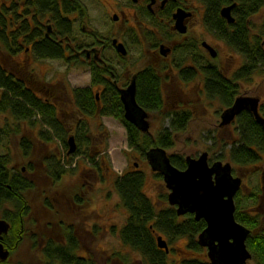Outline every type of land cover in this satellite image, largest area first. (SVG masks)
Instances as JSON below:
<instances>
[{
	"label": "trees",
	"instance_id": "16d2710c",
	"mask_svg": "<svg viewBox=\"0 0 264 264\" xmlns=\"http://www.w3.org/2000/svg\"><path fill=\"white\" fill-rule=\"evenodd\" d=\"M200 1L206 7L205 21L209 29L217 38L241 54L244 62L232 77L227 76L221 66L214 62L201 64L197 70L192 69L191 76H195L200 70L203 74V89L207 96L218 99L225 108L230 107L239 96V82L250 81L256 72H264V20L259 26L251 20L253 15L264 8V0ZM233 3H236L232 10L235 21L229 23L220 11L223 6ZM77 11L80 15L85 13L81 0H9L8 5L1 3L0 114H10L13 121L9 127H0V139L2 136L10 135L11 132L22 133L24 123L33 126L32 129L37 124H41L39 134L48 141L53 138L52 132L57 134L64 129L58 102L38 93V91L46 92L51 89L50 84L42 79L36 84L24 80L8 68L7 59L16 58L21 51L26 52L30 47L37 58L66 59L67 62L73 60L66 56L63 43L55 41V38L57 35L66 37L72 34L74 26L69 14ZM44 20L54 22L55 31L49 36L45 35ZM256 27H259L258 31ZM254 29L256 33L253 32ZM75 60H73L74 65L84 66L82 60L76 57ZM88 65L91 70V84L72 88V103L78 118L76 121L78 136L83 135L87 145L92 143V138L88 136L91 131L82 120L83 117L108 115L115 117L125 126L128 146L138 152L143 162H147L146 153L152 147L159 146L166 150L174 147L175 135L186 131L189 122L193 119L194 114L190 110L168 112L166 117L170 118L169 126L163 127L155 136L152 133H142L124 117V106L115 83V80L119 79L117 72L109 66H99L94 63ZM181 76L185 77V71L181 73ZM164 82V74L152 63L138 71L136 97L139 104L148 112H161L165 107L162 92ZM95 86L103 88L101 92H98L99 100H97ZM260 110L264 114V106L261 105ZM235 122L236 139L229 143L230 148L227 151L225 145L221 149H217L215 143L208 146L212 157L216 160L227 157L237 167L258 163L264 157V131L261 125L249 110L242 111ZM44 125L48 126V129H42ZM33 144L27 135H22L20 146L24 157L32 154ZM87 156L93 162L94 175L103 180L102 162L106 161V156H101L102 158L97 160L92 151L88 152ZM169 156L176 167L180 169L187 167L185 155L172 153ZM11 162L12 158L9 154L0 152V210L6 204L13 206L3 210L2 213V217L11 224L3 241L14 251L23 240L22 226L31 214L26 193L35 188V182L28 172L11 167ZM48 168L49 175L53 178L52 182L57 185L65 169L58 168L53 163H49ZM235 171L236 169L233 168V172ZM149 174L147 169L138 166L124 171L114 180L115 188L127 211L126 221L118 231L123 244L138 252L146 264H211L206 255V249L197 241L199 233L206 227L205 220H197L191 213L179 216L176 207L168 202V192L161 193L159 202H155L145 190ZM151 174L159 179L163 178L161 173L152 172ZM262 195L261 189L244 194L240 189L235 196V217L237 221L250 229L246 243L252 253L251 260L256 264H264V213L252 210L254 208L244 210L241 203L243 199H253L256 202L255 205H260ZM82 201L76 200V204L82 205ZM112 230H116L115 225L112 226ZM65 231L63 228L62 232ZM157 235H162L169 244L180 238L187 239L178 258H170L173 250L166 252L158 246ZM74 238L75 236L70 232L68 233L69 244L55 243L53 239L47 240L46 246L42 249L46 258H40V262L42 264H98L95 258L90 256L84 258L78 254L80 246ZM120 259L122 263L130 264V258ZM7 261L4 263L6 264Z\"/></svg>",
	"mask_w": 264,
	"mask_h": 264
},
{
	"label": "rangeland",
	"instance_id": "374dc122",
	"mask_svg": "<svg viewBox=\"0 0 264 264\" xmlns=\"http://www.w3.org/2000/svg\"><path fill=\"white\" fill-rule=\"evenodd\" d=\"M81 1L88 10V16L86 15L84 19L85 23L80 22L79 19L75 22L73 33L70 35L71 40L67 42L70 46H76V42H79L78 38L90 39L87 32L91 29L97 30L100 37L108 34L109 31L113 32L115 27L110 14L113 10L111 5L116 3L123 4V6L130 4L129 0ZM3 2L9 4V0H0V5ZM251 20L259 26L264 20V8L258 14L253 15ZM49 22L44 20V24ZM120 25L123 27L122 23ZM83 27L86 28L84 31ZM119 28L121 27L119 26ZM197 29V31L191 30L190 36L195 39L199 38V41L207 40L217 49V57L213 58L197 46L193 47L195 43L197 44V41H194V45L188 44L176 49L174 57H176L177 62L182 63L195 55L200 64L218 63L223 72L232 77L233 73L243 64V56L217 38L205 25H201ZM256 29L258 31L259 27ZM256 29H254V33L257 32ZM134 35L135 32L132 36ZM124 37L129 42V57L118 58L112 50H107L105 53L107 57L113 60L116 67L115 71L119 74V85L122 86L126 81L125 79L131 76V71L140 70L149 64L150 60H154L147 45L133 41L129 35ZM7 66L14 74L31 83L36 84L41 79L45 80V83L50 84L56 94L61 95V98H57L55 101L58 100L59 115L64 129L57 134L52 132L53 138L48 141L39 134L41 124H37L32 129L33 126L24 123L22 133L11 132L10 135L2 136L0 139V152L2 154L7 153L12 158L10 166L16 170L28 172L35 182V188L26 193L31 208V214L26 221V228L30 230V233L26 234L6 264H18L20 262L23 264H42L40 258H45L42 249L46 246L47 240L60 239L55 231L59 224H72L75 228L81 229L83 243L78 252L80 251V255L95 258L98 264H124L120 258H130V264H146L138 252L124 245L120 239L118 231L126 221L127 211L115 188L114 180L124 171L139 166L147 169V172L150 173L145 190L155 202H159L160 194L167 192L168 189L163 178L154 177L151 174L153 171L150 165L143 162L136 150L129 148L126 128L115 117L108 115L83 117L82 120L86 122L87 128L91 131L88 136L92 138V143L87 145L83 135L78 136L76 122L78 118L76 108L72 103V88L85 87L91 84L90 68L88 66H76L67 62L66 59L37 58L31 52L24 51H21L14 59H7ZM168 73L173 76L171 71ZM201 80L199 93L191 92L189 100L182 97L184 101L179 102L181 106L178 108L190 109L194 116L186 131L175 135V145L167 151L170 154L179 153L194 157L208 151L209 158L216 160L212 157V152L208 146L215 143L216 148L221 149L225 145L227 151L230 148L229 143L235 140L237 136L236 122L220 126L221 113L225 107L218 99L207 96L203 89V78ZM179 85L182 83L177 81L175 86L178 87ZM94 88L96 93L103 89L102 86H95ZM239 89V95L258 96L261 105L264 106V72H256L250 81L239 82ZM45 94L42 92L43 96ZM50 98L54 101L52 96ZM176 105L174 99H168L161 112H150V132L153 136L157 135L163 127L169 126L170 118H167L166 114L176 109L174 108ZM12 121L10 114H0V127H9ZM42 129H48V126L44 125ZM22 135H27L34 143L32 154L29 157H24L22 153L20 146ZM71 135L75 137L77 148L74 153L69 154L68 139ZM91 151L96 155L97 160L101 159V156H106L105 163L102 162L103 180L94 175L93 162L87 156L88 152ZM222 161L231 160L226 157ZM49 163L65 169L57 185L52 182L53 178L49 175ZM232 166L236 169L233 172L234 175L240 176L243 180L241 189L243 194L251 190H263L262 204L255 205L256 202L253 199H243L242 209L254 208L252 210L264 213V157L256 164L237 167L232 163ZM85 167L89 168V172L85 171L84 175H81ZM79 199L83 200L82 205L76 204V200ZM12 207V204H6L0 210V217H2L3 210ZM113 225L116 226L115 231L112 230ZM34 233H36L35 238ZM186 243V238H180L174 243H170L169 247L173 250L170 258H178V254L182 253ZM247 264L256 263L250 260Z\"/></svg>",
	"mask_w": 264,
	"mask_h": 264
},
{
	"label": "water",
	"instance_id": "95a60500",
	"mask_svg": "<svg viewBox=\"0 0 264 264\" xmlns=\"http://www.w3.org/2000/svg\"><path fill=\"white\" fill-rule=\"evenodd\" d=\"M236 3L221 8V15L229 23L235 21L232 14ZM187 16L184 9L179 8L174 13L175 29L181 33L187 32L184 19ZM117 50L127 54V48L122 42H117ZM203 45L209 50L212 57H216L217 50L206 41ZM171 48L161 45V52L167 55ZM137 76L130 84L120 88V98L124 105V117L144 133L150 132L148 111L139 104L136 98ZM260 98L258 96L239 95L234 103L221 113L220 126L229 125L244 110L253 113L256 121L264 131V116L260 110ZM68 153L76 151L75 137L68 139ZM147 159L153 171H159L168 192V202L176 206V212L180 215L192 213L197 220L204 219L206 227L199 233L197 241L201 247L207 249V256L211 264H247L252 259V253L247 247L246 240L250 229L237 221L235 217V196L241 189L243 180L233 174L232 163L222 160L209 161V152L204 151L198 157L186 156L187 167L180 169L172 164L167 150L163 147H152L146 153ZM11 228L6 218H0V264L8 259L10 249L5 246L4 235ZM157 243L160 248L169 252L167 241L161 235H157Z\"/></svg>",
	"mask_w": 264,
	"mask_h": 264
},
{
	"label": "flooded vegetation",
	"instance_id": "af4514ba",
	"mask_svg": "<svg viewBox=\"0 0 264 264\" xmlns=\"http://www.w3.org/2000/svg\"><path fill=\"white\" fill-rule=\"evenodd\" d=\"M129 2L131 5L129 3L125 6H123V4L120 3L111 5L113 10L112 13L110 14H111L113 26L115 27V30L113 32L109 31L108 34L100 37L97 30L91 29L90 31L87 32L90 39L85 40L78 38L79 42L78 43L76 42L77 44L76 46H70L69 44H67V42L71 40L70 36L64 37L57 35L55 41L63 43L64 47L66 48V56L69 59L71 58L75 60L76 57L77 59L82 60L84 66L89 67L88 64L94 63L99 66L100 65L107 67L109 66L115 70L116 67L113 64V60L107 57L105 53L107 52V50H112L118 58L124 59L126 57H129L130 55L129 42L124 36L125 35H129V37L131 36V39L133 41L140 42L142 45L148 46V51L150 52L152 58H154L153 61L150 60V63H152L154 66H157V68L161 70L162 73L164 74L165 82L163 85L162 92H163L165 104L166 101H168V99H174V101L177 103V105L174 107L176 109L174 110H190L187 108H181V109L178 108L179 106H181L179 102L184 101L182 100L183 99L182 97H185V99L189 100V96L192 93H196V94L199 93L200 84H202L201 79L203 78V74L199 70L198 72L196 71L197 73L195 76H191V74L193 73V72L191 73V70L199 69L201 64L198 62V58L195 57V55L191 56L189 59L184 60L182 63L177 62L176 57H174V53L176 52V49L178 47L186 46L188 44L194 45L195 43L194 41H197L198 45L195 43L193 47L197 46L200 50H204L205 52L210 54L209 50L203 45L204 41L210 44L207 40L204 39L199 41L200 40L199 38L195 39L193 36L192 37L190 36L191 32L193 30L197 31L198 30L197 28L201 25L203 26L205 25V27L211 33L215 34L209 29V27L206 24L205 21L206 7L204 3L200 0H129ZM179 8L184 9L185 13H187V16L184 19V23L187 26L186 33H181L177 29H175V18L173 16L174 13ZM84 9H85V13H82V15H80L78 11L69 14V17L73 20L72 22L73 26H75V22H77L78 19L80 20V22L83 21L85 23L84 19L86 15L88 16V10L85 7V5H84ZM61 11L63 12L62 9ZM121 23L123 24V27L122 25H120ZM43 25L45 28L46 36H49L55 31L54 22L52 23L49 22ZM119 26L121 28H119ZM129 26H132V28H129ZM82 29L84 31L86 28L83 27ZM134 32L135 35L132 36ZM115 39H117V42L124 43V45L127 48L126 55L121 54L117 50V44L114 43ZM163 44L171 48V51L167 55H164L161 52V45ZM26 52H31L33 54L32 49L30 47L27 48ZM73 60H70L69 63L74 64ZM138 71L139 70L134 72L131 71L132 72L131 76L125 79L126 81L123 86L119 85L120 82L119 79L118 81L115 80V83L118 86L119 93H120V88L127 87L132 81L133 77L135 75L137 76ZM169 71H171L173 76H171V74L168 73ZM183 71H185L184 78L181 76V73ZM117 75L119 74L117 73ZM177 81L179 83H182V85L176 87L175 83ZM38 93L40 94L42 93V91H38ZM44 93H46L44 95L45 97L47 96L49 98L50 96H52L54 100H56L57 98H61V95L59 93L56 94L55 90L52 88ZM96 95H97V100H99L98 93ZM191 112L193 113V111ZM146 160L148 161L147 156H146ZM85 171L89 172V168L85 167L81 175H84ZM154 172L160 173L159 171H154ZM261 204H262V200H261ZM56 228L58 229H56L55 231L57 232V236H60V239L57 238H56L57 240L53 239L55 243L62 242L69 244L70 240L68 239V233L71 232V234L75 236L74 240H76L79 243L80 248L82 247L83 235L81 233V229L77 227L75 228V226H73L72 224H67V225L59 224V226ZM63 228H65L67 232L66 231L61 232V230L63 231ZM29 231L30 230L26 228V223L23 224L21 230L23 240H24V236L26 237V234L30 233ZM35 234L36 233L33 234L34 238L36 237ZM14 251L10 249V256ZM43 256L45 257V255ZM80 256L84 258L89 257L84 255H80Z\"/></svg>",
	"mask_w": 264,
	"mask_h": 264
}]
</instances>
